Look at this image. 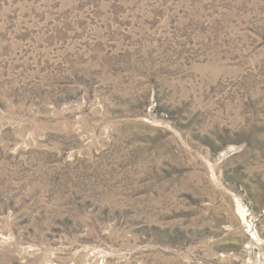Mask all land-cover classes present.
Instances as JSON below:
<instances>
[{
    "label": "rangeland",
    "instance_id": "1",
    "mask_svg": "<svg viewBox=\"0 0 264 264\" xmlns=\"http://www.w3.org/2000/svg\"><path fill=\"white\" fill-rule=\"evenodd\" d=\"M0 264H264V0H0Z\"/></svg>",
    "mask_w": 264,
    "mask_h": 264
}]
</instances>
